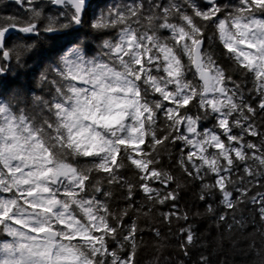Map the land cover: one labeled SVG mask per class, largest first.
Returning a JSON list of instances; mask_svg holds the SVG:
<instances>
[{"label": "snow or ice", "instance_id": "snow-or-ice-1", "mask_svg": "<svg viewBox=\"0 0 264 264\" xmlns=\"http://www.w3.org/2000/svg\"><path fill=\"white\" fill-rule=\"evenodd\" d=\"M13 2L25 14L0 15V77L10 62L28 69L47 50L58 55L35 73L50 98L19 86L0 90V236L7 237L0 264H139L143 229L125 219L149 217L158 205H170L162 223L185 222L179 232L187 255L199 239L190 220L225 223L228 213L217 215L209 203L216 195L233 223L242 203L257 206L264 229V192L250 195L264 180V18L257 16L264 0H239L231 9L219 0H119L95 9L92 0ZM210 26L230 64L205 49ZM11 31L20 38L9 42ZM82 37L98 42L97 56L89 57ZM207 120L212 127L201 128ZM177 144L181 177L163 163ZM183 177L200 182L203 212L179 209ZM118 193L126 204L113 210ZM149 230L165 247L160 228ZM258 255L264 264V247Z\"/></svg>", "mask_w": 264, "mask_h": 264}, {"label": "trees", "instance_id": "trees-1", "mask_svg": "<svg viewBox=\"0 0 264 264\" xmlns=\"http://www.w3.org/2000/svg\"><path fill=\"white\" fill-rule=\"evenodd\" d=\"M119 0H93V8H104L107 5L117 3ZM128 2V0H123ZM162 3H167V0H161ZM203 0H201V3ZM222 5L228 6L229 9L239 5V0H219ZM50 9H46L49 11ZM25 13L23 9L19 8L13 0H0V15H19L23 16ZM223 16V14H222ZM258 18H264V14L257 13ZM178 22V21H177ZM163 36L169 35L167 31L160 33ZM109 38L116 36V30H110L108 32ZM21 34L19 32L13 34L8 40L9 42L19 39ZM211 37V39H209ZM82 41L90 44L89 57L97 56L99 53V44L97 41L92 40L91 37L83 38ZM46 45V49H47ZM205 49L213 52L214 57H218L219 61L224 64H230L226 56L222 53L225 51L223 45L219 40L218 34L214 26H210L205 33ZM58 53L55 50L45 51L39 59H33L28 61V69H18L15 62H10V73L6 77H0V90L7 91L10 87H22L25 90H31L29 95L40 94L45 98H50V95L46 88L42 89L37 83V77L35 75L38 65L42 60L49 57H56ZM187 62V57H184ZM17 73H20L17 75ZM234 78H240L239 73L234 74ZM188 79H192L191 73L188 74ZM251 74L246 77V87H252ZM23 100V96L19 97ZM251 99L254 101L256 97L253 95ZM13 104H16V100H13ZM20 107H26L31 112L33 106L31 104H20ZM195 112V109H192ZM160 123V121H158ZM213 121H202L201 128L212 127ZM256 143H259L257 138L249 137ZM143 147V146H142ZM180 145L170 146V151L173 154V159L168 160L167 156L164 158V166L172 171L177 177H181L179 168L176 167V161L179 159ZM211 151V150H210ZM84 158L79 160V163H86ZM130 180L135 181V174L132 169H126L122 173ZM183 182L186 186L181 192V197L177 201V205L180 210L193 211L199 210L203 212L205 204L197 199V195L200 191V182L191 181L187 177H183ZM207 182H211V178ZM261 183L264 180H258L255 183V187L252 189L250 195H255L256 192H264V187H261ZM159 187V185H156ZM9 195V194H4ZM236 193H234V196ZM221 197L216 195L209 199V203H213L217 206V215L227 212L225 223L219 227L216 225L215 217H197L189 222L194 224L195 230L199 237L195 246L189 249L187 255L180 248L182 241L181 233L179 229L185 226L183 220H173L171 226L166 223H162L161 212H168L169 206L158 205L154 210V214L149 217L143 215L137 217L131 215L125 219L126 224H130L132 220H137L139 226L143 231L139 233V239L142 241L140 251L137 256L139 264H200L201 256H207L210 264H259L260 256L258 255L261 247H264V241H262L259 232L262 229L260 217L258 214V207L251 203H242L235 210V223H233V214L231 210L226 209L223 205L219 204ZM135 201L137 205L144 202L143 194L137 191ZM126 201H124L119 193L113 201L111 206L113 210L124 207ZM146 210V209H145ZM243 221V227L240 222ZM231 224L232 228L229 229L228 225ZM158 227L161 230L162 235L165 237L163 243L165 247L158 248L156 241L153 238V233L149 230L151 227ZM7 239L6 236H0V240ZM255 245L250 247V245Z\"/></svg>", "mask_w": 264, "mask_h": 264}, {"label": "water", "instance_id": "water-1", "mask_svg": "<svg viewBox=\"0 0 264 264\" xmlns=\"http://www.w3.org/2000/svg\"><path fill=\"white\" fill-rule=\"evenodd\" d=\"M93 2V0H92ZM18 31H11L9 34H8V39L15 33H17ZM204 47H205V40H204Z\"/></svg>", "mask_w": 264, "mask_h": 264}]
</instances>
